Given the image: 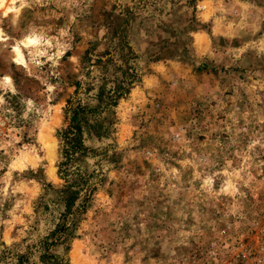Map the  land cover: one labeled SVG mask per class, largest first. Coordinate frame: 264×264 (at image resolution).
Masks as SVG:
<instances>
[{"label": "rangeland", "instance_id": "1", "mask_svg": "<svg viewBox=\"0 0 264 264\" xmlns=\"http://www.w3.org/2000/svg\"><path fill=\"white\" fill-rule=\"evenodd\" d=\"M0 38V264H264V0H0Z\"/></svg>", "mask_w": 264, "mask_h": 264}, {"label": "trees", "instance_id": "2", "mask_svg": "<svg viewBox=\"0 0 264 264\" xmlns=\"http://www.w3.org/2000/svg\"><path fill=\"white\" fill-rule=\"evenodd\" d=\"M121 94L118 95V97ZM114 96L110 95L107 99L109 102H105V105H110L112 103V98ZM98 102L101 103L102 99L101 96L98 97ZM68 107L66 109V118L68 120V126L61 131L60 137L62 141V158L64 159L63 162L59 165V175L65 182L64 190L60 192L63 196V200L65 202V207L69 208L73 201L76 198L77 192L73 190V187L79 184L80 179H70V165L75 160L76 154H82V145L80 146V128L78 125V115H83L85 113L92 114L95 113V109H86L80 106L73 107V103L68 101ZM82 148V149H81Z\"/></svg>", "mask_w": 264, "mask_h": 264}, {"label": "bare ground", "instance_id": "3", "mask_svg": "<svg viewBox=\"0 0 264 264\" xmlns=\"http://www.w3.org/2000/svg\"><path fill=\"white\" fill-rule=\"evenodd\" d=\"M0 41H4V39L0 38ZM34 41L33 38L31 37H26L22 42H21V45L22 46H26V45H29V44H32V42ZM13 53H14V56H13V61L14 62H23V57H22V53H21V50L19 48L18 45H15L13 47ZM4 81L6 82H9L10 79L8 77H4Z\"/></svg>", "mask_w": 264, "mask_h": 264}]
</instances>
